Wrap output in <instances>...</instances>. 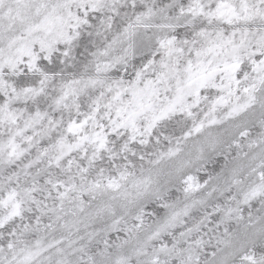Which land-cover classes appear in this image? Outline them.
<instances>
[{
	"label": "snow or ice",
	"instance_id": "obj_1",
	"mask_svg": "<svg viewBox=\"0 0 264 264\" xmlns=\"http://www.w3.org/2000/svg\"><path fill=\"white\" fill-rule=\"evenodd\" d=\"M0 264H264V0H0Z\"/></svg>",
	"mask_w": 264,
	"mask_h": 264
}]
</instances>
